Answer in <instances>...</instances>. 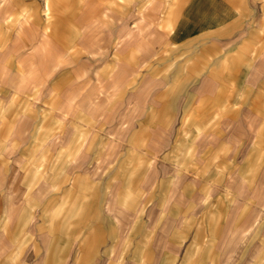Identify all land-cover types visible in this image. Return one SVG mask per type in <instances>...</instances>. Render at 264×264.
I'll use <instances>...</instances> for the list:
<instances>
[{"label": "rangeland", "instance_id": "rangeland-1", "mask_svg": "<svg viewBox=\"0 0 264 264\" xmlns=\"http://www.w3.org/2000/svg\"><path fill=\"white\" fill-rule=\"evenodd\" d=\"M22 1L0 25V264H264V0L186 44L185 0Z\"/></svg>", "mask_w": 264, "mask_h": 264}, {"label": "crops", "instance_id": "crops-1", "mask_svg": "<svg viewBox=\"0 0 264 264\" xmlns=\"http://www.w3.org/2000/svg\"><path fill=\"white\" fill-rule=\"evenodd\" d=\"M37 2V0H36ZM22 0H0V25L3 23H26L27 19H8L23 5ZM68 0H43L44 12L47 15L66 7ZM116 0L105 3V9L110 10ZM103 4V3H102ZM104 10V12H105ZM10 15L5 16L6 12ZM106 14V12H105ZM108 15V14H106ZM16 18V17H15ZM242 9L236 0H185L172 24L170 38L173 44H186L200 39L211 40L232 38L242 26ZM213 231H209V242Z\"/></svg>", "mask_w": 264, "mask_h": 264}]
</instances>
